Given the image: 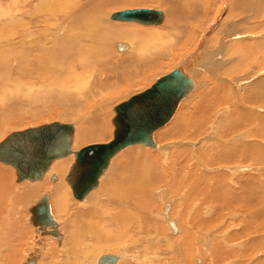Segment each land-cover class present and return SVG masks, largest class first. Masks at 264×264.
<instances>
[{"label":"bare ground","instance_id":"obj_1","mask_svg":"<svg viewBox=\"0 0 264 264\" xmlns=\"http://www.w3.org/2000/svg\"><path fill=\"white\" fill-rule=\"evenodd\" d=\"M127 1H130V0H0V132L3 131L5 129V127H7L8 125L10 126V124L14 123L16 118H17V115H18L17 113L22 111V110H26L25 109L26 106L29 107V111L31 110L32 114H35L37 116L38 114H36V113L38 112L37 108L39 107V105H46V106H52V107H57V108L63 109L64 113H66L68 115H72V116H78V119L80 118L77 121V125L70 123L73 126V139H72V144H71V151L73 149V143H75V142L77 143V145H79V143L81 141H83L84 139L88 138V140H89V138H95V137L97 138V137L104 136L106 131H105V122H103L104 121L103 118L98 123H94V125L87 126V123H88L87 118H85L82 115H84V113L86 112V109H87L86 106H88V105H86V103H87L88 98L92 99L95 96L94 93H96V91H99V93H102L103 89H106L109 86H110V88H112L114 85L113 84L109 85V83L107 82V79L105 77H103L102 75H100L98 73L96 74V72L94 71L95 66L88 67V65H90V64H87L86 67L82 65L83 67H82L81 73H83V74L80 75L78 73V71H77L78 69H76V67H77L76 62L77 63L82 62V64L85 65L86 61H87L86 57L84 55L81 56V54H80L83 51L82 47L75 48L76 45H74V47H71V45H69L67 43H64L60 46H57V44H56L57 38L61 34H64V32L62 31L63 29H68L71 27L74 30L73 35H70L67 31L64 30L65 34L68 36H67V38L65 37L63 39V41L66 42L67 39H70L73 36H77L78 31H80L78 33V35H83V37H85V39L91 40L90 42H92V41L94 42L93 39H95L96 45L103 46V52L101 55H103V54L106 55V51L108 50L107 45H111V44L113 45L112 48L115 49L117 56H119L120 54L125 55L127 53H130V50H131V52L134 51L137 56L132 55L131 57H129L128 63L117 62V64L110 66L111 72H113V74H114L113 77H115V79H121V81H123L125 79H127L126 82H130L132 80L134 81V79H137L140 75L142 76L148 70L156 67L164 59H168V58L172 57V59L175 58L178 61L182 60L181 64L177 65L178 67L176 66L173 69H171V71L179 68L185 75L189 76L191 78V81H192V88H191L190 92L188 93V95L179 102V104H180L182 101H185V99L189 95L191 96V94H192L191 92H193V90L195 91L197 89V87L199 86L198 84H202L201 82H198L195 77H197L202 71L207 72L204 70V68H207L211 64V62H210L211 59L208 57L209 56L212 57V52L207 51L205 49L206 46H204V45H205V38L206 37L209 38V40H210L209 42H211L213 39V37L210 38L207 34L209 32H211V30L214 29V26H215L214 20L218 19V17L220 16L221 21L223 20L222 24L225 25L226 23L232 21L237 16L242 18L241 14L249 13V12L252 13V12H255L257 10H258L257 15H259V17H261V18L262 17L264 18V0H172V4H170V8H171L170 11L172 13L170 18H172V19H171V22L169 21L170 23L168 25L169 32L163 34L161 31V33H162L161 34L155 28H157L156 27L157 25L159 26V24L162 23L163 17L165 14L164 12H163L164 13L163 14L160 11L162 13V21L159 24H155V25L143 24V23L135 21V20H117L114 17H112L113 14H117L119 12H123V11H127V10H141V9H147V8L125 9V10H120V11L111 13L109 15H107L106 13L105 14L103 13L104 10H106L110 7H115L118 4L123 3V2H127ZM143 1H147V0H143ZM157 2H158V0H157ZM179 9H180V11H178ZM151 10H155V9H151ZM155 11H159V10H155ZM108 18L110 21L115 22V23L109 24ZM240 18L237 21H239L240 24L241 23L245 24L246 18H244V19H240ZM204 19L208 20L207 23L204 22ZM137 24L145 26L146 29L139 28L137 26ZM162 24H165V23H162ZM162 24H161V26H162ZM257 25H259V23ZM148 27L153 28V29H148ZM242 27H241L240 31L243 30ZM232 29H233L232 24L231 25L228 24L224 27L223 33L229 34L230 36L234 35L235 34L234 32L237 33V31H232ZM229 31H230V33H229ZM242 33H245V32H242ZM171 34H172V38H171ZM229 35H226L224 37V39L229 38ZM143 38L147 39V41L143 42ZM113 39H116V40H113ZM120 39H122V40L127 39V41L129 40V42H127L126 40L122 41ZM171 39H172V41L174 40L172 43H171ZM137 41L139 42V44L138 43L134 44ZM213 41H215V40L213 39ZM222 41L223 40H221V42ZM226 41H227V39H226ZM90 42L88 41V43H90ZM104 42H107L106 45H104ZM92 44H94V43H92ZM119 44L124 45L125 48L122 50H119L117 47ZM82 45H83V48L86 47L85 43ZM145 47L147 50L146 53H152L153 50L154 51L156 49L157 50L155 51V53H152V56H150L148 58V57L142 56V53H143L142 51L145 49ZM257 47L258 48L243 46V48H241L239 52H241L242 55H248V54L253 53V49H256L257 52L263 51V54H264V43H261V44L258 43ZM36 48L38 49L39 54H37V52L35 51ZM186 48H189L190 51L194 50L191 54H189V56H190L189 58H187L188 55L185 56L186 53L184 50ZM228 50H229V48H228ZM229 51L236 52L234 50V48L232 49V47H230ZM69 58H70V61L66 63V61ZM263 58H264V56H263ZM59 62H65L66 63V65L64 64L66 66V67L64 66L66 68L65 78L63 79L64 85L62 86V84H61L63 82L62 81L60 83L61 87L59 89H50V90H47L46 92H43L44 90L43 91L41 90V88H43L42 83H39L41 78L43 77V73H45V71L46 72L50 71V74H54L53 73L54 71L62 70L61 68H57V65ZM103 64H104V67H107L106 66L107 63L106 64L103 63ZM210 67H211V65H210ZM110 68H108V69H110ZM14 69H16V71H14ZM171 71H169V72H171ZM169 72H167V73H169ZM13 76H14V78H13ZM126 76H127V78H126ZM261 76H264V70H263V73L260 74V77ZM47 78H49V77H47ZM111 78H112V76H111ZM53 80H55V79H53ZM56 81L58 82L57 78H56ZM112 82H114V84L116 83V81H112ZM227 82L231 83L232 80L231 81L228 80ZM117 84H116V86H117ZM232 84L235 85L236 84L235 81H233ZM43 85L46 86L45 84H43ZM131 85H134V84H131ZM149 87H147V88H149ZM253 87L255 88V90L252 93H254V92L255 93L251 97L252 98L251 102H256V103L257 102L258 103L263 102L264 103V95H263V93H264V77L259 78V80L257 82L255 80L254 83L252 84V90H253ZM145 90H142L139 93H142ZM41 91L43 92V94ZM139 93H136L135 95H137ZM196 95L201 96V93L199 92ZM83 98L87 99V100H84L86 102H82ZM251 98H249V99H251ZM127 100H125V101H127ZM202 100H204L203 96L201 97L200 101H202ZM122 102H124V101H122ZM42 108H43V106H42ZM114 108L112 109L113 115H111L112 117L110 119V123L112 126V129L109 128L111 130L110 131L111 132L110 140L112 139L113 129H114L113 124H112V119L115 116ZM176 111H177V109H176ZM176 111H175V113H176ZM175 113H174V115H175ZM91 114H92V112H91ZM86 115H88L87 112H86ZM174 115H173V117H174ZM173 117L171 118V120L173 119ZM242 117L245 119L244 114L238 115L239 121L237 122V124H235L236 126L241 124L240 120L242 119ZM179 118L174 123H172L171 130L164 131L161 134L162 138L166 139L167 142H168V140H176V139H180V138L185 137V134L188 133L190 130L192 131L191 138L195 139L197 137V132H198L197 128L199 126H201L199 124V122L198 121L192 122L190 120L188 121V120H184L181 118L179 119ZM261 120H260V122H261L260 125L263 122V120L262 121ZM55 122H58V121H55ZM59 123H62V122H59ZM168 123H166L161 128L157 129L156 131L161 130L162 128L167 126ZM29 128H32V127H29ZM26 129H28V128H26ZM26 129H24V130H26ZM24 130H20V131L17 130L14 132L12 131L7 136H9L10 134L15 133V132H22ZM244 130H245V128H244ZM156 131L153 133V139H154V135H155ZM261 134H262V132L260 130L259 137H261ZM241 135H243V133H240L236 137L234 136L233 138L241 140V138H242ZM7 136H5L4 139ZM263 136H262V138H263ZM257 138H258V136H257ZM235 139L228 141V144L229 143H230V145L234 144ZM3 140H1L0 143ZM232 141H233V143H232ZM223 142H224V140H223ZM105 143H107V142H105ZM100 144H102V143H100ZM131 146L133 147V146H144V145L136 144V145L127 146L126 148L119 151L115 156H113L110 159L109 164H108L107 168L105 169V171L99 176L97 185L93 189H91L83 199L78 200L75 198L78 202H80L75 207V209H71L69 207V204L67 201L68 190L65 186L63 187L59 184L60 180H62V179L59 180V178H61V177L58 176L59 174H61L63 176V174L65 173L64 180L66 182L67 187H69V189H70L71 195L73 196L72 190L66 181L67 175L69 172V168L72 165V163H70V161H69L67 163V167L70 163L69 167L63 168V164H64V167L66 166L65 160H64L63 164L60 160L63 161V159H66L70 155L72 158V162H73V160H74L73 152H75V151H72V153L69 154L68 156L54 159L50 163V165L48 166L47 170L43 173V175L36 180H32V181L21 180L20 181V180L16 179V182H19V183L28 181V182H35L36 184L35 185H29L27 188H24V187L20 188L19 190L15 191V192L11 191L10 186H9V188L6 186V184L9 182V181L6 182L7 181L6 175L8 173V170H7L8 167L6 169L5 168L6 166L0 165V220H2V224L4 227L9 228L8 233H10V234L6 235L5 233H7V232L3 231L2 228L0 227V237L2 238L3 235L5 234L3 237V240L5 238L6 242H7L6 244H4L3 246L0 247V251L4 252V253L0 252V264H14L16 262L14 256L17 253V251H20L19 247L22 249V247L20 246V243L24 241V240H22L24 237L23 233H25V232H23V229L26 227L24 224V221H23L24 215L21 214L22 206L24 204H27V202L30 201L31 197H36L39 193L42 192V190H46L47 188L50 189L49 190L50 192H45L42 195H44V194L48 195V203H49L50 213L52 215V207L53 206L51 205L52 204L51 200H53V203L56 204L55 207H58L59 213H61V215L63 217L64 223L59 220V216L54 217V215H52V218L56 224L55 230L58 233V236L53 237V236H50L49 234H42L36 225L30 223V221H29L30 218L28 220L26 219V222L28 221L27 224H29V225L31 224V227H33L32 230L35 233H32V231H30L32 233L31 234L32 236L30 235V237L32 238L31 239L32 241L29 240L28 238L27 239L29 240L28 242H30V244L32 246L29 248L30 252L28 253V256L26 258L24 257L25 260L24 261L22 260L23 262L21 264H25L27 261L32 262V264H41V263L45 264L44 259H41L42 254H43V250H41V247H39L40 245H38V243H40V242L45 244L42 249H44L45 247L48 248V246H49L48 249H50L55 254H59V255H57V256H59V258H56L57 259L56 261H54L52 258V260L56 264H61L64 261H68L69 264H95L96 262H97V264H99L98 263L99 258L104 256V255L114 256L115 261L113 262V264H148L145 262L146 258L144 259V257H146V256H144L142 258L140 256L139 257L138 256L136 257L135 255L132 256V254L131 255L126 254L127 251L125 252L124 250H122V251L120 250L119 252H117V253L115 252L111 255L110 254H103V255L102 254H96L97 256L93 260L91 257H89V254L86 252L90 248L92 249L95 247L94 249H96V248H98V246H100V244H104V245L106 244V246H107L110 242L116 241V240H117V242H118V240H121L117 244H121V246L123 245V247H125L123 240H126V238H128L131 234L136 232L135 231L136 226L134 227V223L132 222V218L131 219H123V216H125V218H128V215L127 214L125 215L122 212H118V214H117V216L119 217V218H117V222L119 223V221L121 219V224H122L121 228L123 229V230L122 229L120 230L121 231L120 235L118 234L119 232L117 233V231H116L115 234H117V235L106 236L108 233L106 234L104 232L106 235L103 233L101 224L96 225V224L91 223V222L89 224V221H92L93 218L95 219L96 217L100 216L98 213H100L101 215H108V216L110 215L111 216V214L108 211H107V213L104 212L105 210L100 211V212L97 211L98 207H96L95 204H97L98 200L96 199V195L95 196L92 195L94 191L99 189V190H101L102 193L105 192L106 195L114 196L115 192L117 191L116 187H118L119 184L121 185L122 182H125V179H124V181H122L123 178L121 177V174L125 175L126 173H129L130 171H132L131 172L132 176H131V174H129L130 178H128L127 175H125V176L128 178V181L131 182L130 185H131V187H133L132 188L133 191L132 190L130 191V195H128L127 193L126 194L128 195V199L132 198L131 200H134V198L136 197V199H135V200H137L136 202L142 201L141 198H144L146 196V193H149L154 188V186L161 185V184H164V185L167 184L165 179H163V176H160L161 175L160 172H155V171L150 172L149 170L144 171V169L141 170V168H139V165L135 166L138 159L141 160L140 165L144 164V162H145L144 161L142 163V159L139 158L138 154H137L138 158L135 156L137 159H135L133 157L132 159L129 160V162L123 163L121 166H120L121 163L118 165V167H116V163H114V165H112V160H115V158H117L121 152H123L125 149H127ZM145 147H148V146H145ZM149 148L159 150L161 152V153L160 152L159 153L162 156H165L166 150H167V146L163 147V146H160L157 144L155 147H149ZM260 148L258 147V145H251V146L249 145L248 146V144L244 145V143L238 144L235 146L232 145V148H227V147L225 148L224 146H222V147L219 146V148H217V151L215 152V155H213V159H215V163L218 162V160H220L221 162L226 163V164L227 163H233L234 161H238V162L241 161V163L243 164L246 161L251 160L255 157L257 159L256 161H254L256 163V165L258 164V165L264 166V147H260ZM77 149L79 150V148H77ZM78 150H76V151H78ZM196 152H197V150H196ZM197 153H199V152H197ZM144 155L146 156L147 154H144ZM180 155H182V154L179 153L178 156H180ZM127 159H128V157H127ZM145 159H146V157H145ZM147 159H151L149 155L147 156ZM216 159H218V160H216ZM66 160H68V159H66ZM158 160H160V159H158ZM58 161H60V163H57ZM154 162H155V158H154ZM0 163L12 167L11 165L5 164L3 162H0ZM234 164L235 163L231 164L232 166H230L229 168L226 169V171L232 172L233 176L236 175L237 172H244V171L249 169V167L246 166L245 164H244L245 166H242V165L235 166ZM249 164H250V162H249ZM64 169H65V171H64ZM131 169H133V170H131ZM151 169H152V167H151ZM135 170L137 173L135 172ZM155 170H156V168H155ZM14 172L16 175L15 169H14ZM230 175H232V174H230ZM227 179L228 178L225 179V177L222 175L215 177V179H214L215 184H213L214 186L211 185L212 188L210 187L211 189L209 190L210 195H205L208 193H204V190L200 191L201 194H198L194 188V184L192 182H190L189 184L191 187H190V191L186 194V198H188V200L193 201V200H198L199 198L203 197L206 201H208V200H211L212 202H213V200L215 202L218 201L219 210L220 209L222 210V207L220 208V205L224 206L225 205L224 203L230 199L231 203H228V205H227L228 208L235 206V208L238 207L239 210H243V211L247 210L249 212V215H248L249 219H247L248 221H245L246 223H244L246 226L243 224L245 226V228H243V229H245V230L247 229L246 230L247 233H254L255 236L252 234L248 235L252 239V242L251 241L249 242L250 243L249 246L246 243L245 246H247V247H245V248H247L250 251H253V253L257 252L258 250L256 248L259 249L260 246L262 245L261 240L259 238L262 236V234H264V186H259L258 184H256L254 182V180H252L250 177L245 176V175L243 177H240L238 182L235 181V185L237 186V189L242 188V190L245 194H248L250 190H251V192L256 193L255 198H253L254 200L249 199V200H251V201H249V200H247V198L245 199V197H246L245 194L240 192L242 190L237 191L235 189L236 187L235 188H229V186H227ZM37 182H39V183H37ZM103 183H104V185H103ZM224 183L226 186L223 185ZM99 184H101V185L98 186ZM8 185H10V183ZM130 185L127 183L126 189L130 188ZM5 186L7 188H5ZM12 187L15 188L16 186L12 185ZM206 187H205V189H206ZM126 189H125V192L127 191ZM9 190H10L11 194H10ZM14 190H16V189H14ZM138 190L140 191V193L145 192V194H139V195L137 194L139 196L137 198V195L135 193L138 192ZM206 190H208V189H206ZM173 192H174V187L171 184V185H169V190L167 193H173ZM177 192L179 193V190ZM165 193L158 191L159 195L157 194L161 199L163 198V203L161 205V210H162V217L161 218L166 221V224L168 225L169 231L171 234H177V232L180 230V222L179 221H181L182 231H181L180 235H182V236H180V237H182V240L179 238V241L181 242V243H179V244H181L179 246L184 248V254L186 253L184 256H186L185 258L188 257V259H189L190 255H187V254L188 253L192 254L191 252H193V250H192L193 247H190V245H189L190 238L192 237L193 229H195V224H197V219L199 218V216L201 214L198 215L197 213H193V215H191V217L189 218L190 222L187 224L184 221H187L185 219L188 218L187 214H186V212H188V211H185V207H183L182 212H181V214L183 213V215H181V214L179 215V217H180L179 221L177 219L171 220L170 219L171 216L169 218V214H170L169 212L171 210V202H173V201H169V199L168 200L165 199V195H164ZM10 195L12 196L11 198H9ZM42 195L40 194L37 197L36 202L41 198ZM117 195L119 197V193ZM117 195H115V196H117ZM125 195H123V196H125ZM248 196L250 198H252L250 194H248ZM256 196H258V197H256ZM121 198H124V197H121ZM116 200L118 201V199H116ZM6 202L8 204H6ZM34 204H32L31 206H33ZM121 204H123V202L120 203V205ZM165 204L168 205V208H166V209H164ZM31 206H29L27 208V210L30 213V217H31V212L29 209ZM229 210H231V209H229ZM184 211H185V213H184ZM224 211H226V209H224ZM216 213H217V211H216ZM227 213H228V209H227ZM223 215L224 214H222V216ZM181 216H183V217L185 216V218L182 219ZM216 216H218V215H216ZM161 218H160V220H161ZM157 219L159 220V218H157ZM97 221H95V223H98ZM169 222H173L172 227L169 225ZM139 224L140 223H137V225H139ZM247 224H249V225L247 226ZM95 225L98 226V228H96ZM132 225H133V227H132ZM140 225H139V227H141ZM116 226H118V225H115V227ZM163 226H164V224H163ZM139 227H136V229H139ZM46 230L49 231L50 228L47 226ZM80 230L84 231L83 234L85 237H86V234L89 232L91 234V237L94 238V240L92 242H89L87 244L80 246L81 245L80 242H82V240L84 239L82 237L83 239L80 240V238H81L80 236H82V234H80ZM25 231L27 232V229ZM243 232H244V230L242 231V233ZM65 234H66V236L64 237ZM177 235H179V234H177ZM245 235H246V233H245ZM229 237H232V239L234 237L237 238L234 233H231V235ZM153 238L154 237H152V239ZM87 239H88V237H87ZM171 239L173 241V238H171ZM171 239H168V240L166 239V242H164L166 244H164L165 246L163 245L164 247L168 246L167 248H169V251H170V249L173 248V244L175 243V242H172ZM239 239H240V237H239ZM68 240H70V241H68ZM25 241H27V240H25ZM131 241H133V240H131ZM207 241H209V240H207ZM239 241H241V240H239ZM36 242H38L37 246H36V244H34ZM84 242L85 241L83 240V243ZM96 242H98V244ZM177 242H178V240H177ZM13 243H15V245H13ZM115 243H114V245H115ZM207 243L208 242H206V248H208ZM78 244H80V245H78ZM92 244H95V245L92 246ZM56 245H58L59 247L63 246L59 250V253L57 252V250L55 251V249L52 250V248H54ZM96 245H98V246H96ZM131 245H133V244H131ZM41 246H42V244H41ZM112 246H113V242H112ZM156 246L158 247V244ZM55 248H57V246ZM100 249H101V247L99 248V250ZM99 250H97V251H99ZM219 251H220V249H219ZM246 251L247 250L245 249V252ZM52 252H50V253L48 252V253L51 254ZM198 252H199L198 255H201V253H200L201 251L199 250ZM208 252H210V251H208ZM60 253H61V255H60ZM219 253L221 254L222 251H220ZM248 253L249 252H247V254ZM47 254L44 255L43 257L45 258L47 256ZM17 255H18V253H17ZM137 255H138V253H137ZM151 255H154V254H151ZM207 255H208V253H207ZM214 255L216 258L217 257L216 254L212 253V257ZM248 255H250V254H248ZM256 255H254V256H256ZM245 256L241 255V257L239 259V260H241L240 262L243 263L245 261V259H243ZM153 257L157 258L155 256H153ZM204 257H205V254H204ZM257 258H258V256H257ZM257 258H255V260L253 262L251 261V264L252 263L253 264H264V259L261 258V256H259L258 259ZM148 259L149 258L147 257V261H148ZM172 260L171 261L174 262L175 264L178 263L177 259L172 258ZM214 260L215 259H213V261ZM183 261H185V260H182L180 262L182 263ZM68 262H67V264H68ZM133 262H135V263H133ZM180 262H179V264H180ZM196 262L198 263L199 259L196 258ZM184 263H186V262H184ZM202 263H203V259H202ZM65 264H66V262H65ZM149 264H150V262H149Z\"/></svg>","mask_w":264,"mask_h":264},{"label":"rangeland","instance_id":"obj_2","mask_svg":"<svg viewBox=\"0 0 264 264\" xmlns=\"http://www.w3.org/2000/svg\"><path fill=\"white\" fill-rule=\"evenodd\" d=\"M170 4H172V0H167V1L166 0H158V2H157V0H147V1H143V0H133L132 1V0H130L127 2L120 3L115 7H110L108 9L104 10L103 13L104 14L106 13L107 15H109L111 13H114V12H117L120 10L137 9V8H147V9L159 10L162 13L163 12L165 13V14L163 13L164 17H163V21H162V23H165V24L161 23L162 26H161V24H159V26L157 25L156 26L157 28H155V29H157L158 32H160V33L162 31V33L165 34V33L169 32L168 25L172 19V18H170L171 14H172L170 11V9H171ZM178 11H180V9ZM257 11L252 12V13L251 12L244 13L245 15L241 14L242 18L237 16L236 18H234L232 21L226 23L225 25L222 24L223 20L221 21L220 16L218 17V19L214 20V23H215L214 29L211 30V32H209L207 35L210 38L213 37V39L215 41H213V39H212V41L209 42L210 41L209 38L206 37L205 38V45H204V46H206L205 49L207 51L212 52V57L211 56L208 57L211 59L210 60L211 64L209 63L211 65V67L209 65L207 68H204V70L207 72L202 71L197 77H195L196 80L198 82H201L202 84H198L199 86L197 87V89L195 91L193 90V92H191L192 93L191 96L189 95L185 99V101H182L179 104L173 119L167 124V126L162 128L161 130L156 131V133L154 135V141L157 145H160L163 147L167 146L165 156L160 155L161 152L157 149H152V148L145 147V146H133V147L131 146V147L125 149L123 152H121L119 154V156L117 158H115V160H112V165H114V163H116V167H118V165L120 163H121L120 164V166H121L123 163L129 162V160L132 159L133 157L135 159H137L139 156V158L142 159V163L144 161L145 162H144V164L140 165L141 160L138 159L135 166L139 165V168H141V170L144 169V171L149 170L150 172H152V171L153 172L154 171L160 172L161 175L159 173L158 174L160 176H163V179H165L167 184L166 185H164V184L157 185V186H154V188L152 187L153 189L149 193H146L147 197L145 196L144 198H141L142 201L136 202L137 200H135L136 199L135 196L137 194L138 195L139 194H145V192L140 193V191L138 190V192H136L135 193L136 195L134 196L135 201L131 200L132 198L128 199V195H130V191L131 190L133 191V189H132L133 187H131V185H130L131 182L128 181V178H130L129 174H131V172H132V171H130L129 173L125 174V175H127L128 178L125 175L121 174V177L123 178L122 181H124V179H125V182H122L121 185L119 184V186L116 187L117 191L115 192V195H117L119 193V197H118V195L117 196L106 195L105 192L102 193L101 190H99V189H97L96 191L93 192L92 195H94V196L96 195V199L98 200L97 204H95V206L98 207L97 211L100 212V211L105 210L104 212H106V213L108 211L111 214V216L110 215L109 216L108 215H101L100 213H98L100 216L96 217L95 219L93 218L94 220L92 219V221H89V224H90V222L94 223L96 225L101 224L103 233L104 232L106 234L108 233L107 235L104 233L106 236L117 235V234H115L116 231H117V233L119 232L118 234L120 235L121 234L120 230L122 229L121 228L122 224H121V219H120L119 223L117 222V218H119L117 216V214H118V212H122L123 214L128 215V218H125V216H123V219H131L132 218V222L134 223V227L135 226L139 227L140 224H141L140 225L141 227H139V229H136V227H135L136 232L131 234L129 237L127 236L128 238H126V240H123L124 246L126 248L123 247V245L121 246V244H117L121 240H118V242L116 240V241H112L114 247L112 246V242H110L107 246H106V244L105 245L100 244V246L96 245V246H98V248H96V249H94L95 247L92 249L91 248L88 249V251H86V252L89 254V257L92 258V260L97 256L96 254H102V255L103 254H110L111 255L115 252L116 253L119 252L120 250L121 251L124 250L125 252L127 251L126 254H130V255L132 254V256L135 255L136 257L140 256L142 258V257L146 256V257H144V259L146 258L145 262L148 264H149V262H150V264H152V263L153 264H171V263L175 264L174 262H172L173 261L172 258L177 259L178 263H176V264H179V262L182 260H185L182 262L183 264H201L202 259H203L202 264H216V263L217 264H236V263L237 264H249V263H251V261L253 262L255 260V258H257V256H258V258H259V256H261V257L263 256V259H264V234H262V236L259 238L261 240L262 245L260 246L259 249L256 248L258 250L257 252L253 253V251H250L247 248H245V247H247V246H245L246 243L249 246V244H250L249 242L250 241L252 242V239L248 235L249 234L254 235V233H247V231H246L247 229L246 230L243 229L246 226L244 224V223H246L245 221H248L247 219H249V217H248L249 212L247 210L246 211L239 210V208L236 207L237 208L236 209L235 206L228 208L227 207L228 203H231L230 199L226 201L227 203L226 202L224 203L225 204L224 206L220 205V208L222 207V210L221 209L219 210L218 201H216V202L214 200H213V202L211 200L206 201L203 197L199 198L198 200H193V201L188 200V198H186V194L190 191V187H191L189 184L190 182H192L194 184V188L198 194H201L200 191L204 190V193H208L205 195H210L209 190L212 188L211 185L215 184V181H214L215 177H218L221 175L224 176L225 179L228 178L227 179V186H229V188H235L236 187L235 189L237 191L242 190V188L237 189V186L235 185V181L238 182L240 177H243L244 175L250 177L259 186H264V166L258 165V164L256 165V163L254 161H256L257 159L255 157L251 160L246 161L243 164L241 163V161H239V162L234 161L233 163H235L234 164L235 166H240V165L245 166L246 165L249 167L248 170H246L244 172H237V174L234 176H233L232 172L226 171V169L229 168L230 166H232L231 164H233V163H227L226 164V163L221 162L218 159H216V160H218V162L215 163V159H213V155H215V152L217 151V148H219V146L220 147L224 146L225 148L226 147L232 148V145L235 146V145L244 143V145L248 144V146L249 145L250 146L251 145H258L259 148L264 147V136H263L264 135V124H263L264 123V103L263 102H261V103L251 102V100H252L251 97L255 93V92L252 93L255 90L254 85H253L254 87L252 90V84L254 83L255 80L257 82L259 80V78L264 77V76L260 77V74H262L263 70H264V58H263L264 54H263V51L257 52L256 49H253V53L248 54V55H242L241 52H239L240 49L243 48V46L258 48L257 47L258 43L259 44L264 43V30H263L264 29V18L259 17V15H257L258 14ZM238 17L240 19L246 18L245 24L244 23L240 24L239 21H237V20H239ZM207 21L208 20L204 19V22L207 23ZM108 23L114 24L115 22L110 21L108 18ZM258 23H259V25H257ZM228 24H230V25L232 24V26H233L232 31H237L238 34L236 32H234L235 34L230 36L229 34L223 33L224 27ZM137 26L139 28L146 29L145 26H142L139 24H137ZM241 27L243 28L242 31H240ZM148 29H153V28L148 27ZM64 30L67 31L70 35L74 34V30L71 27L68 29H63L62 31L64 32V34H61L57 38V41H56L57 46H60L64 43H67V44L71 45V47H74V45H76L75 48L82 47L83 51L80 54H81V56L84 55L86 57V60L88 61V62L86 61L85 65L82 64V62L81 63L76 62V64H77L76 69H78L77 70L78 73L80 75H82L83 74V73H81L82 67L83 66L86 67L87 64H90V65H88V67L95 66L94 71L96 72V74L98 73V74L102 75L103 77H105L107 79V82L109 83V85H111V84L114 85L112 88H110V86H109L108 88L103 89L102 93H99V91H96V93H94L95 96L92 99L91 98H88V100L85 98L82 99V102H86L84 100H87L86 105H88V106H86V108L88 109V110L86 109V112L88 115H86V112L84 113V115H82L85 118H87V121H88L87 126L94 125V123H98L103 118V120H104L103 122H105V131L106 132H105L104 136H101V137L89 138V140H88V138L84 139L83 141H81L79 143V145H77L76 142L73 143V149L74 148L75 149L74 150L72 149V151H76V150H78L77 148L80 149V148L85 147V146L90 145V144H95V143L100 144V143L108 142L111 138V132H110L111 130L110 129H112V126L110 123V119L112 117L111 115H113L112 109L117 104L121 103L122 101H125L129 97L135 95L136 93H139L142 90L147 89V87H149L157 78H159L162 75L166 74L167 72L171 71V69H173L177 65H180L182 62V60L178 61L175 58L172 59V57L168 58V59H164L156 67L148 70L142 76L140 75L137 79H134V81L132 80L130 82H126L127 79H125V80L122 79L123 81H121V79H115V77H113L114 74H113V72H111L110 66L117 64V62L128 63L129 57H131L132 55L137 56L134 51L131 52V50H130V53H127L125 55L120 54L119 56H117L116 55L117 53L115 52V49L112 48L113 45L111 44L112 46L107 45L108 50L106 51V55H104V54L101 55L103 52V46L96 45L95 39H93L94 42L93 41L90 42L91 40L85 39V37H83V35H78V33L80 32V31H78L77 36H73L72 38L67 39V41L65 42V41H63V39L65 37L67 38L68 35L65 34ZM230 31H229V33H230ZM242 32H245V33H242ZM226 35H229V38L224 39V37ZM171 38H172V34H171ZM226 39H227V41H226ZM113 40H116V39H113ZM120 40H122V39H120ZM123 40L127 41V39H123ZM221 40H223V41L221 42ZM88 41L90 43H88ZM145 41H147V39L143 38V42H145ZM173 41L171 39V43ZM127 42H129V40ZM84 43L86 44L85 48H83V45H82ZM92 43H94V44H92ZM106 43L107 42H104V45H106ZM137 43L139 44L138 41L135 42L134 44H137ZM230 47H232V49L234 48V50L236 52L229 51ZM228 48H229V50H228ZM35 51L37 52V54H39V51L37 48L35 49ZM146 51L147 50L145 47V49L142 51L143 52L142 56L149 58L150 56H152V53H155L154 50L152 53H146ZM184 51L186 53L185 56L188 55L187 58H189L190 57L189 54H191L194 50L190 51L189 48H186ZM69 61H70V58L66 61V63ZM66 63L65 62H59L57 65V68H61L62 70L54 71L53 72L54 74H50V71H47V72L45 71V73H43V77L41 78V80L39 82V83H42V87L44 89L41 88V90L42 91L44 90L43 92H46L47 90H50V89H59L61 87V84H62V86L64 85L63 79L65 78V70H66L65 65H66ZM103 63H105V64L107 63V65H106L107 67H104ZM108 68H110V69H108ZM14 71H16V69H14ZM111 76H112V78H111ZM47 77H49V78H47ZM13 78H14V76H13ZM56 78H57L58 82L56 81ZM126 78H127V76H126ZM53 79H55V80H53ZM226 80L227 81L232 80V82L235 81L236 84L234 85V84H232V82L229 83ZM112 81H116V83L114 84V82H112ZM43 84H45L46 86H44ZM116 84H117V86H116ZM131 84H134V85H131ZM43 92H42V94H43ZM199 92L201 93V96L196 95ZM263 95H264V93H263ZM202 96H203L204 100L200 101ZM249 98H251V99H249ZM42 106H43V108H42ZM25 109L26 110H22L23 112L20 111L17 113L18 115H17V118H16L14 123L10 124V126L8 125L7 127H5V129L3 131L0 132V141L3 140L4 137L7 136L12 131L13 132L17 131V130L20 131V130H24V129L29 128V127H36V126H40V125L55 122V121L62 122V123H73V124L77 125V121L80 119V118L78 119V116H72V115H68V114L64 113L63 109H60L57 107H52V106L39 105V107L37 108L38 112L36 113V114H38L37 116L35 114H32L31 110L29 111V107L26 106ZM260 109L261 110L263 109V110L261 111ZM91 112H92V114H91ZM240 114H244L245 119L242 117V119L240 120L241 124L236 126L235 124H237V122L239 121L238 115H240ZM179 117L181 119H184V120H188V121L190 120L192 122H197V121L199 122V124L201 126H199L197 128L198 129L197 137L195 139H192L191 138L192 131L190 130L191 132L189 131L188 132L189 134L186 133L185 137L180 138V139H176V140H168V142H167L166 139L162 138L161 134L164 131L171 130L172 123H174L176 120H178ZM259 119L263 120L261 125H260L261 122ZM244 128H245V130H244ZM260 130L263 134V135L261 134V137H259ZM240 133H243V135H241L242 136L241 140L233 138L234 136L236 137ZM257 136H258V138H257ZM262 136H263V138H262ZM234 139H235L234 144H232L233 141L231 143L232 145H230V143L228 144V141H231ZM223 140H224V142H223ZM223 143L224 144L226 143L225 144L226 146ZM196 150L199 153H197ZM179 153L182 155L178 156ZM137 154H138V156H137ZM144 154H147V155L145 156ZM148 155L150 156L151 159H147ZM68 157L66 158L68 160H66V159H63V161L60 160L62 162V164L64 163V160H65L66 166L64 167V164H63V168H68L70 163H73L71 156L69 158ZM127 157H128V159H127ZM145 157H146V159H145ZM154 158H155V162H154ZM158 159H160L161 161ZM60 161H58L57 163H60ZM69 161H70V163L67 167V163ZM249 162H250V164H249ZM0 165L6 166L5 167L6 169L8 167V169H7L8 173L6 175V180H7L6 182H8V181L9 182L6 184V186L8 188L10 186L11 191L15 192V191L19 190L20 188H23V187L27 188L29 185H35L36 184L35 182H28V181L20 182V183L16 182V175H15L14 169L12 167H10L8 165H4L2 163H0ZM151 167H152V169H151ZM155 168H156V170H155ZM131 170H133V169H131ZM64 171H65V169H64ZM135 172H136V170H135ZM230 174H232V175H230ZM58 176L61 177V178H59V180L62 179V180H60L59 184L63 187L65 186L68 190L67 201H68L69 207L71 209H75V207L80 202H78L71 195L70 189H69V187H67L66 182L64 180L65 173L63 174V176L61 174H59ZM131 176H132V174H131ZM9 183H10V185H8ZM37 183H39V182H37ZM127 183L130 185V188L126 189ZM171 184L174 187L175 193L174 192L173 193H167L169 190V185H171ZM12 185L16 186V187L18 186V187L14 188V187H12ZM100 185L101 184H99L98 186H100ZM103 185H104V183H103ZM223 185H225V183ZM6 186H5V188H7ZM205 187L208 190H206ZM14 189H16V190H14ZM125 189L127 190L126 192H125ZM49 190H50L49 188H47L46 190H42L41 193H39L36 197H31L30 201L27 202V204H24L22 206L21 214L24 215L23 221H24V224L26 226L25 228L23 227L24 228L23 232H25V233H23L24 237L22 240H24V241L27 240V241H25V242L23 241L20 243V246L22 247V249L19 247L20 251H17L18 255L16 253L14 256L16 264L17 263L21 264L25 260L24 257L26 258L28 256V253L30 252L29 248L32 246L30 244V242H28V241L32 239L30 237V235L32 233H35L32 230L33 227H31V224L29 225V224H27L28 221L26 222V219L28 220L30 218V213L27 210V208L36 202L37 197L40 194L42 195L45 192H50ZM178 190H179V193L177 192ZM158 191H161L164 193L166 192L164 194L165 199H167V200L169 199V201H173V202H171V210L169 212L171 215L168 213L169 218L171 216V218H170L171 220L177 219L179 221V219H180L179 215L181 214L183 207H185V211H188V212H186L188 218L185 219L187 221H184L187 224L190 222L189 218L191 217V215H193V213H197L198 215L201 214L199 216V218L197 219V224H195V229H193V234H192V237L190 238L189 245H190V247H193V249H192L193 252H191L193 255L188 253L187 255H190L189 259H188V257L185 258L186 256H184L186 254V253L184 254V248L179 246V245H181V244H179V243H181L179 241V238L182 240V237H180V236H182V235H180L181 231H182L181 221H179L180 222V230L179 231L177 230L178 231L177 234H179V235L171 234L169 231V227L166 224V221L161 218L162 217L161 205L163 203V198L161 199L158 196L159 195ZM9 192H10V190H9ZM240 192L244 193L243 190ZM10 194H11V192H10ZM248 194H250L252 198H250L248 196ZM248 194H245V196H246L245 199L247 198V200H249V199L254 200L253 198H255L256 193L251 192V190H250ZM123 195H125V196H123ZM138 195H137V198L139 197ZM11 197L12 196L10 195L9 198H11ZM121 197H124L125 199L121 198ZM256 197H258V196H256ZM116 199H118L119 202ZM251 200H249V201H251ZM122 202H123V204L120 205V203H122ZM51 203H52L51 205L53 206L52 207V215H54V217L59 216V220L61 222H63V217H62L61 213H59L58 207H55L56 204L53 203V200H51ZM6 204H8V203L6 202ZM224 209H226V211H224ZM227 209H228V213H227ZM229 209H231V210H229ZM185 211H184V213H185ZM216 211H217V213H216ZM222 214H224V215L222 216ZM181 215H183V213ZM216 215H218V216H216ZM157 218H159V220ZM160 218H161V220H160ZM181 218L183 219V218H185V216L184 217L181 216ZM95 221H97L98 223H95ZM137 223H140V224L137 225ZM1 224H2V220H0V225ZM163 224H164V226H163ZM96 225H95V227L98 228V226H96ZM115 225H118V226L115 227ZM248 225L249 224H247V226ZM0 227L2 228L3 231L7 232V233H5L6 235L10 234V233H8V230H9L8 227H4L3 224ZM132 227H133V225H132ZM26 229H27V232L25 231ZM243 230H244V232L242 233ZM30 231H32V233ZM83 232H84L83 230H80V234H82V236H80L81 237L80 240L84 238L83 240L85 242L83 243V240H82V242L79 241L81 245L80 244H78V245H80V246L87 244L89 242H92L94 240V238L91 237V234L89 232L86 234V237L84 236ZM231 233H234L237 238L234 237L232 239V237H229L231 235ZM245 233H246V235H245ZM4 235H3V237H4ZM65 236H66V234L64 235V237ZM238 236L240 237V239ZM243 236L244 237L246 236V237L244 238ZM3 237L2 238L0 237V247L7 243L5 238L3 240ZM87 237H88V239H87ZM152 237H154V238L152 239ZM170 237L173 238V241ZM166 239L167 240L171 239L172 242H175L174 244L172 243L173 248L170 249V251H169V248H167L168 247L167 245H166L167 247H164L165 246L164 244H166V243H164V242H166ZM131 240H133V241H131ZM177 240H178V242H177ZM207 240H209V241H207ZM239 240H241V241H239ZM68 241H70V240H68ZM206 242H208L207 243L208 248H206ZM37 243L38 242H36L34 244H36V246H37ZM96 243L98 244V242H96ZM114 243H115V245H114ZM41 244H42V246H41ZM131 244H133V245H131ZM157 244H158V247L156 246ZM13 245H15V243H13ZM38 245H40L39 247H41V250H43V254H42L41 259H44L45 264H56L54 261L57 260L56 258H59V256H57L59 254L53 253L50 249H48L49 246H48V248L45 247L46 249L45 248L42 249L45 244H43L41 242L38 243ZM93 245H95V244H92V246ZM56 246H57V248H55ZM56 246L54 248H52V250L55 249V251L57 250V252L59 253V250L63 246H61V247H59L58 245H56ZM100 247H101V249L99 250ZM219 249H220V251H222L221 254L219 253L220 252ZM245 249L247 250L246 252H245ZM97 250H99V251H97ZM199 250L201 251L200 252L201 255H198ZM208 251H210V252H208ZM48 252L49 253L52 252V253L49 254ZM206 252L208 253L209 256L207 255ZM247 252H249L248 254H250V255H248ZM1 253H4V252H1ZM137 253H138V255H137ZM212 253H215L217 257L215 258V255H214L213 256L214 258H213ZM46 254H47V256L44 258L43 256ZM151 254H154V255H151ZM204 254H205V257H204ZM60 255H61V253H60ZM241 255H244V256L246 255L243 258V259H245V261L243 263L240 262L241 260H239ZM254 255H256V256H254ZM153 256H155L157 258H154ZM147 257L150 260L148 259V261H147ZM52 258L54 261L52 260ZM196 258L199 259L198 263L196 262ZM213 259H215V260L213 261ZM65 262L67 264L68 261H64L61 264H65ZM184 262H186V263H184ZM133 263H135V262H133ZM182 263L180 262V264H182ZM41 264H44V263H41ZM68 264H69V262H68ZM95 264H97V262Z\"/></svg>","mask_w":264,"mask_h":264},{"label":"water","instance_id":"obj_3","mask_svg":"<svg viewBox=\"0 0 264 264\" xmlns=\"http://www.w3.org/2000/svg\"><path fill=\"white\" fill-rule=\"evenodd\" d=\"M112 17L153 25L162 21V13L151 9L127 10L113 14ZM117 47L119 50L125 48L120 44ZM191 88V78L177 68L158 78L142 93L115 106L112 139L73 152L74 161L66 180L73 197L83 199L97 185L110 159L122 149L136 144L155 147L153 133L171 120L179 102L188 95ZM72 139L73 126L70 123L52 122L15 132L0 143V162L15 169L17 180H36L54 159L72 153ZM166 208L167 204L164 206ZM29 210L30 223L36 225L42 234L58 236L47 194L42 195ZM169 225L172 227L173 222H169ZM47 226L49 231L46 230ZM114 261V256L104 255L98 263L113 264ZM25 264L32 262L27 261Z\"/></svg>","mask_w":264,"mask_h":264},{"label":"crops","instance_id":"obj_4","mask_svg":"<svg viewBox=\"0 0 264 264\" xmlns=\"http://www.w3.org/2000/svg\"><path fill=\"white\" fill-rule=\"evenodd\" d=\"M261 258H263V256L261 257ZM251 264V263H250ZM253 264V263H252Z\"/></svg>","mask_w":264,"mask_h":264}]
</instances>
